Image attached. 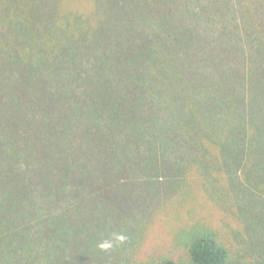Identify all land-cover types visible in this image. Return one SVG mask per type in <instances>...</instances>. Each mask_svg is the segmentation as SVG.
Returning <instances> with one entry per match:
<instances>
[{
	"label": "trees",
	"instance_id": "16d2710c",
	"mask_svg": "<svg viewBox=\"0 0 264 264\" xmlns=\"http://www.w3.org/2000/svg\"><path fill=\"white\" fill-rule=\"evenodd\" d=\"M0 11L1 144L30 152L23 184L43 198L26 230L42 232L39 244L49 251L64 233L80 236L87 198L93 214L111 202L120 214L131 194L152 195L164 178L152 198L177 252L113 264H264V0H158L148 32L104 25L136 11L51 16L39 0H0ZM200 183L234 200L226 211L235 208L253 239L249 251L200 211ZM129 187L138 189L126 198ZM225 224L232 241L242 236ZM122 228L125 236L131 224Z\"/></svg>",
	"mask_w": 264,
	"mask_h": 264
},
{
	"label": "rangeland",
	"instance_id": "374dc122",
	"mask_svg": "<svg viewBox=\"0 0 264 264\" xmlns=\"http://www.w3.org/2000/svg\"><path fill=\"white\" fill-rule=\"evenodd\" d=\"M157 1L39 0V11H45L51 16H54L53 13L56 12L63 17L66 15V11L73 12V14L85 13L88 16L92 15V12H96L95 16H97L98 12H101L102 15L103 11H106V13H109V11H129V13L136 11L135 14H129L124 18L119 14L111 13V19H103L104 25L111 27V29L126 30L125 28L128 25L137 23V28L143 30V32H148L156 25L153 14ZM0 13V20L5 19V13L3 11H0ZM0 23L2 22L0 21ZM3 40L6 43L8 39ZM0 46H3L1 42ZM3 60H5V57L0 54V64L4 62ZM1 73L2 70H0ZM0 110L5 116L8 109L4 103H0ZM4 137V134L0 133V264H16L19 260V263L23 264L29 262L30 264H37L40 263L41 257H49L50 255L47 264H113L120 256H140L157 253L158 251L177 252L175 241L170 233L172 222L168 220V214L161 205L162 200L155 201L156 199L152 198L163 182L166 181L164 178L157 179V184L152 188V195L138 190L137 193L131 194V199L128 198L124 201L120 208L122 212L129 210L128 217L130 219L127 222L122 212L120 214L114 213L111 208L114 202L107 203L109 205L103 208L98 206L99 211L93 214L90 207L93 204L92 199L87 198L90 205H80L84 216L81 218L76 216L79 219L77 224H80L79 228L83 233L78 236L75 232L77 228H75L74 234L68 235V232L62 234V239L58 240L56 238V249L48 251V249H51L50 247L39 244L40 240L41 243L46 241L42 232H36L35 229L32 232L26 230L27 221L34 227L39 218L41 219V198H43L41 195L40 198H36L42 191L37 184L35 186L23 184V177L27 180L29 176L28 180H32L33 171L30 168L32 166L30 152H23L20 145L18 146L19 149L18 147L14 149L16 151H9L7 149L11 146L9 143L7 145L1 144ZM12 154L15 156L14 158H11ZM190 178L197 179L199 176ZM137 189L129 187L125 197L127 198L129 193ZM196 191L195 193L192 190V193L197 196V206L204 215L209 217L211 225L219 227L231 244L235 246L241 244L240 249L249 251L253 239L251 237L246 238L243 232V222L237 215L235 208L231 207L230 213L226 211V208L233 204L234 200H228L226 195L207 193L199 185ZM32 193H35L34 198H32ZM139 201L143 203L137 205ZM239 202L237 200L236 204ZM59 207L57 206L56 210ZM226 214L230 218L231 226L241 231L239 235L242 236L233 241L231 232L225 224L228 221ZM129 223L131 228L127 229L124 242L114 243V246L107 251L100 250L97 247L103 239L111 238L113 234H121L122 225ZM96 231L101 234L95 235ZM60 240H64V244ZM39 252L42 254L40 257L38 256Z\"/></svg>",
	"mask_w": 264,
	"mask_h": 264
},
{
	"label": "clouds",
	"instance_id": "9594fccd",
	"mask_svg": "<svg viewBox=\"0 0 264 264\" xmlns=\"http://www.w3.org/2000/svg\"><path fill=\"white\" fill-rule=\"evenodd\" d=\"M126 237L123 234H113L111 238L103 239L97 245L100 250L107 251L114 246V243L123 242Z\"/></svg>",
	"mask_w": 264,
	"mask_h": 264
}]
</instances>
